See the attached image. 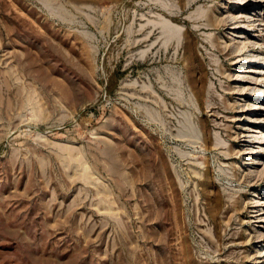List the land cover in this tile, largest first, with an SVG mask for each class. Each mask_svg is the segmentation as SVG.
Masks as SVG:
<instances>
[{"label":"rangeland","instance_id":"1","mask_svg":"<svg viewBox=\"0 0 264 264\" xmlns=\"http://www.w3.org/2000/svg\"><path fill=\"white\" fill-rule=\"evenodd\" d=\"M0 264H264V0H0Z\"/></svg>","mask_w":264,"mask_h":264},{"label":"bare ground","instance_id":"2","mask_svg":"<svg viewBox=\"0 0 264 264\" xmlns=\"http://www.w3.org/2000/svg\"><path fill=\"white\" fill-rule=\"evenodd\" d=\"M162 26H163V33L166 34L167 36L175 35L178 32L177 27L171 26L170 24H163Z\"/></svg>","mask_w":264,"mask_h":264}]
</instances>
